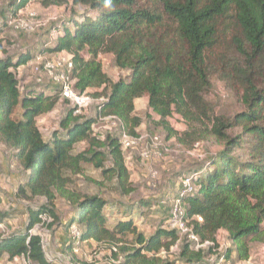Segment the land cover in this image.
<instances>
[{
    "label": "trees",
    "instance_id": "obj_1",
    "mask_svg": "<svg viewBox=\"0 0 264 264\" xmlns=\"http://www.w3.org/2000/svg\"><path fill=\"white\" fill-rule=\"evenodd\" d=\"M31 1L11 0L0 11V143L14 151L25 174L17 196L28 201L44 197L46 202L26 207L24 228L0 233V264L5 254L9 260L26 256L30 262L50 264L42 236L32 230L45 214L60 218L59 196L74 208L65 222L69 229L77 224L82 241L106 244L119 264H209L205 258L212 246L195 250L184 240L170 259L180 239L176 228L163 224L150 236L139 230L134 212L142 214L161 196L132 201L113 220L118 214L109 212L107 199L69 187L71 176L83 174V164H91L103 176L98 184L114 182L123 196L135 192L119 135L94 136L96 118L74 115L71 108L61 129L45 140L37 118L55 109L58 88L50 83L21 91L17 70L33 52L12 56L2 37L7 13L16 15ZM38 1L48 8L73 6L56 43L42 53L72 55L76 88L93 89L94 98H104L98 114L117 116L129 134L138 136L143 118L135 114V102L146 97L149 110L159 117L151 122L167 140L187 151L210 140L220 145L193 173L197 190L183 195L188 224L201 242H214V247H219L220 232H226L232 244L226 257L249 260L251 242L264 243V0ZM78 6L86 7L80 15L75 14ZM104 54H112L113 64L128 75L112 80L103 69ZM214 77L240 96L243 109L232 117L217 114L208 100ZM175 115L183 119L185 130L172 125ZM82 142L86 147L76 151ZM178 193L169 194V200ZM173 200L170 206L161 204L166 222Z\"/></svg>",
    "mask_w": 264,
    "mask_h": 264
},
{
    "label": "rangeland",
    "instance_id": "obj_2",
    "mask_svg": "<svg viewBox=\"0 0 264 264\" xmlns=\"http://www.w3.org/2000/svg\"><path fill=\"white\" fill-rule=\"evenodd\" d=\"M11 0H0V11L7 9V5ZM73 6L63 7H44L38 0L29 2L23 13H19V18L27 21L28 14L26 10L37 13L36 19L39 20L35 31L28 32L23 27H6L3 31L2 37L4 41V48L12 56H17L21 52L31 49L33 58L36 59L40 55L47 58L55 57L56 53H42L47 46L46 42L49 41V34L53 29H59L61 24L73 16ZM86 7L78 6L77 15H80ZM11 15L7 13L5 21ZM17 16V15H16ZM3 18L0 16V22ZM226 42V41H225ZM221 50H225L222 47ZM2 50H0V54ZM3 54V53H2ZM1 54V56H2ZM32 59L21 69L17 70V77L25 89L30 87L44 88L50 86L48 78L36 71L35 65H32ZM104 71L117 81L121 77L128 75L127 70H122L113 64V55L104 54L100 57ZM34 61V60H33ZM41 62V61H39ZM42 80L43 85H39L38 80ZM213 91L208 96V100L212 102L217 114H224L225 116L232 117L234 114L240 112L243 106L240 101V96L236 92L227 88L225 83L218 77L212 80ZM23 90V91H24ZM94 90L90 89V93ZM95 101L88 107L82 114L85 117L96 118L98 105L103 101L99 98H94ZM135 114L143 118L142 125L138 128L139 136L147 139L154 134L163 137L168 151H163L162 155L157 159L151 161H143L141 159L142 148L134 147L125 153L126 164L131 173V179L134 183L135 192L129 196L120 195L116 191L115 183H104L100 185L97 182H104L101 171L93 165L83 164L84 173L81 175L71 176L69 187L75 191H82L88 194H98L110 202L111 209L109 212L114 213L123 210L124 206L130 202H137L142 198H155L161 196V200H154L153 206L146 208L142 214L135 211L133 214L134 221L136 222L140 231L150 236L157 227L167 225L168 214L164 216L162 213L161 204L163 206H170L169 194L178 193L182 183L177 177L181 174L183 176L193 175V173L201 168V165L206 158L214 155L219 149L220 145L213 140L206 143H201L198 148L191 153L182 148L174 139L167 140L166 134L160 128H156L151 120L158 119L159 117L148 108V100L146 97L136 100ZM71 109L68 101L61 98L57 103L54 110L41 115L37 118V125L40 128L45 140H49L56 130H60V122ZM151 115V119L148 118ZM172 125L178 130H185L186 125L179 115L171 118ZM102 126L94 125L92 133L99 139H105L108 135L118 136L117 132L108 133ZM86 143L82 142L76 146V151L83 150ZM153 173V174H152ZM92 179L94 181H89ZM25 174L18 160L14 157V151L0 143V218L4 222V227L0 229V233L7 235L10 232L24 228L28 213L26 207H37L46 202L44 197H37L32 201L21 199L17 195L19 185L24 182ZM57 212L59 217L63 219L61 223L60 218L53 220L47 219L43 216V221L36 225L32 230L42 236L43 248L45 255L50 264H119L118 259H115L111 248L106 244L98 243L96 241H80L79 245H75L76 241L73 239L74 234L66 225V218L74 214V208L65 199L58 197L56 201ZM111 210V211H110ZM168 213V209H167ZM113 214V220L120 218L117 212ZM163 216L165 217L164 220ZM111 219V222L113 221ZM0 222V223H1ZM50 224V225H49ZM80 228V227H79ZM81 230V229H80ZM79 230V231H80ZM219 246L221 252L225 253L232 245L228 239L226 232H220L218 235ZM78 249V252H74ZM177 249L172 248L170 259L176 258ZM166 251H163L164 254ZM118 260V261H117ZM232 264H264V243L259 241L251 242V257L247 261H238L236 255L231 258ZM6 264V263H5ZM17 264H25L20 261ZM30 264H36L31 262Z\"/></svg>",
    "mask_w": 264,
    "mask_h": 264
},
{
    "label": "built area",
    "instance_id": "obj_3",
    "mask_svg": "<svg viewBox=\"0 0 264 264\" xmlns=\"http://www.w3.org/2000/svg\"><path fill=\"white\" fill-rule=\"evenodd\" d=\"M25 9L26 7L21 9L16 14L17 16L11 14L6 20L7 27H23L28 32L35 31L37 23L39 22V20L36 19L37 13L26 10L29 16V23H27V21L19 18L18 16L19 13H23V10ZM60 34V29H53L49 34V41L46 42V45L48 47L54 45ZM72 58V55L68 52L61 51L56 53L55 57L52 58L40 55L36 59H32V65H35V73L36 71L43 73V75L48 78L49 82L57 86L61 98L68 101L71 108H73L74 115H82L95 101V99L91 95L90 90L82 92L76 88V80L73 75L74 63ZM38 81L39 85H43L41 78ZM19 89L21 91L24 90L21 83H19ZM99 99L104 101V98ZM94 125L102 126L105 131H109L108 133L117 132L124 154L127 153L129 149L134 147L138 146L139 148H142L140 156L143 161L148 162L156 158L158 159L162 155L163 151H168V147L161 135L154 134L147 139H144L139 135H131L126 131L120 119L115 115H103L97 113ZM198 146V144L195 145V149L198 148ZM191 151L187 152L191 153ZM181 183L182 185L180 187V192L178 193L179 195H177L173 200L171 216L166 225L170 228H176L180 234V239L177 244L173 246V249H178L179 242L183 240L185 242L192 243L195 250L206 249L212 246L213 251L205 258L209 264H232V257L227 258L226 254L221 252L220 246L214 247V242L210 241L201 242L199 236L195 234L193 228L188 224L187 211L185 208L186 204L183 201V195L195 192L197 190V186L194 182V175L183 177L181 179ZM45 216L47 219H53L52 216L48 214H45ZM199 220L202 221V218L199 217ZM4 224V222L0 223V229L4 227ZM79 230L80 228L77 224L72 225L70 228V231L74 234L73 239L76 241L75 245H79L81 241V230ZM74 252H78V249H75V246ZM21 258L25 264L31 263L26 256H21Z\"/></svg>",
    "mask_w": 264,
    "mask_h": 264
},
{
    "label": "crops",
    "instance_id": "obj_4",
    "mask_svg": "<svg viewBox=\"0 0 264 264\" xmlns=\"http://www.w3.org/2000/svg\"><path fill=\"white\" fill-rule=\"evenodd\" d=\"M2 54V53H1ZM1 54H0V56H1ZM20 69H21V67H20ZM19 69V70H20ZM148 100V99H147ZM135 104L137 105V102H135ZM157 120V119H156ZM178 130V129H177ZM184 130V129H183ZM20 261H22V258L21 257H17V258H15V259H13V260H9L8 259V256H7V254H5V257L4 258H2L1 259V264H17V263H19Z\"/></svg>",
    "mask_w": 264,
    "mask_h": 264
}]
</instances>
